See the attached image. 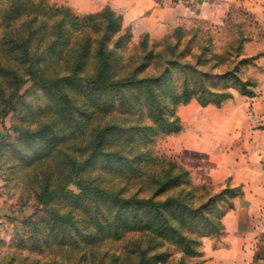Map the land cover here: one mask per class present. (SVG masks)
I'll use <instances>...</instances> for the list:
<instances>
[{
  "label": "rangeland",
  "instance_id": "rangeland-1",
  "mask_svg": "<svg viewBox=\"0 0 264 264\" xmlns=\"http://www.w3.org/2000/svg\"><path fill=\"white\" fill-rule=\"evenodd\" d=\"M103 1L0 0V264H225L215 251L228 211L214 195L227 159L204 139L222 116L172 98L187 86L231 106L234 93L244 95L231 66L246 58L238 71L249 80L263 24L231 0L213 19L177 14L169 29V17L148 26ZM102 37L104 74L135 80H97ZM79 49L85 80L27 81L8 106L26 67L59 76ZM145 76L165 78L150 91ZM228 136L219 137L231 146Z\"/></svg>",
  "mask_w": 264,
  "mask_h": 264
},
{
  "label": "crops",
  "instance_id": "crops-1",
  "mask_svg": "<svg viewBox=\"0 0 264 264\" xmlns=\"http://www.w3.org/2000/svg\"><path fill=\"white\" fill-rule=\"evenodd\" d=\"M219 1L186 0L181 5H172L168 0H105L102 3L110 4L127 17L148 26L161 21L162 15L169 17L171 24L164 22L169 29L174 25L177 14L184 20L217 17L228 4L227 0ZM240 3L255 11L264 27V0H231V6ZM256 53L260 61L255 63V71L244 78L253 84L252 96L234 93L231 106L225 109L202 106L205 114L217 109L222 116L219 124L206 131L210 137H204L212 143V153L227 159L220 162L227 176L218 182L219 186L228 184L239 189L232 198L233 206L223 218L225 232L215 251L217 259L225 264H264V37L259 40ZM227 114L229 120L225 119ZM198 129L201 128L190 131L196 141L203 133ZM225 132L229 134L227 142L230 141L231 146L224 141L222 144L220 140V134Z\"/></svg>",
  "mask_w": 264,
  "mask_h": 264
},
{
  "label": "trees",
  "instance_id": "trees-1",
  "mask_svg": "<svg viewBox=\"0 0 264 264\" xmlns=\"http://www.w3.org/2000/svg\"><path fill=\"white\" fill-rule=\"evenodd\" d=\"M23 41L25 42V39H23ZM55 39H53L51 41V43H54ZM106 39L102 37L101 40H99V46L101 47V50H99L97 52L96 55V59L98 60V65H99V71H98V76L97 80H135L136 77L132 74H130L129 76L122 78V79H113V78H109L107 77L106 73L104 74L105 71V67L107 64V58H108V53L107 51H105L104 49L106 48ZM21 49L23 50V53L25 54L24 56H26L27 58H29V55L27 54V47L26 45L22 46ZM76 62L74 64V66H72L70 69H66V72L62 73L59 76L56 77H49V78H42L40 76H38L35 72L34 68L31 67H26L25 68V76L24 78H18V77H14L15 80H13V93H12V97L10 99H12L9 103L8 106L11 107L17 97V93L19 92V90L21 89V87L27 82V81H35L37 83H39L40 85H53L56 82L60 81V80H64V79H78V80H85V76L81 75L78 71H79V67H78V62L82 59V57L85 55L81 49L76 51ZM246 58H242L240 60H238L237 62H234L233 66H231V84L236 86L237 89L244 95L247 96H252L254 94L253 90H252V82L249 80H242L239 77V66L240 65H245L247 64V59ZM108 78V79H107ZM163 78H165V76H145L143 78H140V82H145V85L147 86V88H149V90H152L151 87V81L154 80L155 82H158L160 80H163ZM44 80L46 82H44ZM117 83L115 82H111L110 85H115ZM169 85V84H167ZM194 94L192 93V90H188L187 86L183 87L181 92L179 93V95L177 96V98H172V100L175 103H188L192 98H195L197 100V102L202 105V106H206L208 104H210L212 101H208L204 98V89H199V91L195 94V96H193ZM155 101V99H154ZM213 105H215L216 107H220L221 105L219 104L218 101H216L215 103L212 102ZM7 110L3 113L6 114ZM78 187H80L83 191H87V192H93L95 194H102L104 196H107V194H104L102 191H100L97 188L94 187H83L81 186L79 183H77L76 181L74 182ZM239 189L238 188H231V186H229L228 184L221 189V191H219L217 194H215V198L217 202L220 203H225L224 208H223V214L228 211L229 209H231V207L233 206L232 203V198L238 193ZM62 193V192H61ZM58 194V193H57ZM50 195V194H49ZM46 197V195L43 196L42 199H44ZM109 198H113L111 196H109ZM141 203L145 204V205H150L153 208L159 210V204L151 201V200H143L141 201Z\"/></svg>",
  "mask_w": 264,
  "mask_h": 264
}]
</instances>
